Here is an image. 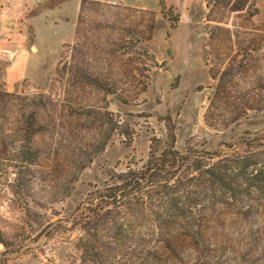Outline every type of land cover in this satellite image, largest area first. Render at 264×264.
Returning <instances> with one entry per match:
<instances>
[{"label": "rangeland", "instance_id": "rangeland-1", "mask_svg": "<svg viewBox=\"0 0 264 264\" xmlns=\"http://www.w3.org/2000/svg\"><path fill=\"white\" fill-rule=\"evenodd\" d=\"M233 1L0 0V89L12 94L0 101V264H111L85 251L91 230L31 241L112 171L145 166L167 127L173 149L208 153L232 129L264 134V0L239 12ZM28 113L39 132L25 143ZM241 190L242 210L222 191L200 207L211 216L200 264H264V195ZM133 247H115V264H143Z\"/></svg>", "mask_w": 264, "mask_h": 264}, {"label": "trees", "instance_id": "trees-1", "mask_svg": "<svg viewBox=\"0 0 264 264\" xmlns=\"http://www.w3.org/2000/svg\"><path fill=\"white\" fill-rule=\"evenodd\" d=\"M247 2L234 0L233 11L244 10ZM217 93L218 86L213 90V94ZM11 96L0 89V101L6 102ZM247 109L242 105L236 112ZM237 120L235 117L229 122ZM35 123L34 115L28 113L20 125L27 143L39 132ZM167 130L171 140L163 143V150L155 147L145 166L138 170L112 171L107 183L92 191L84 209L79 207L70 215L49 223L31 243L40 240L45 244L60 231L79 228L92 232L88 235L90 247L85 251L94 257H98L97 252L101 250L112 253L111 264H115L117 257L113 249L129 244L140 252L143 264H200L202 256L209 251L207 227L211 223V216L202 213L200 207L209 204L214 208L221 191L225 195L221 204L240 210L246 206V199L236 195L242 192L241 188L264 195V143H261L264 134L241 130V127L232 129L229 143L219 147V152L208 153L187 146L182 150L173 149L174 137L169 127ZM224 149H234L235 156L221 162ZM31 156L30 153L29 158ZM179 173L184 177H176ZM161 178H165L164 183ZM201 194V200L196 199L195 196ZM152 203H163L164 207H155ZM190 206L195 211L189 209ZM145 225L150 227L141 228ZM99 226L106 228L107 241L103 245H98Z\"/></svg>", "mask_w": 264, "mask_h": 264}]
</instances>
